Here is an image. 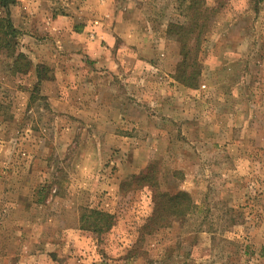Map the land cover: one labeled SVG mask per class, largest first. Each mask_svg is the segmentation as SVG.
I'll return each mask as SVG.
<instances>
[{"label":"rangeland","instance_id":"obj_1","mask_svg":"<svg viewBox=\"0 0 264 264\" xmlns=\"http://www.w3.org/2000/svg\"><path fill=\"white\" fill-rule=\"evenodd\" d=\"M10 15L0 264H264V0H16ZM205 16L188 87L168 29ZM161 196L177 207L156 211ZM89 209L112 227L82 224Z\"/></svg>","mask_w":264,"mask_h":264},{"label":"trees","instance_id":"obj_2","mask_svg":"<svg viewBox=\"0 0 264 264\" xmlns=\"http://www.w3.org/2000/svg\"><path fill=\"white\" fill-rule=\"evenodd\" d=\"M16 2V0H0V5L5 9L6 15L4 17H0V53L7 52L10 53L14 50L16 42H14L15 37L18 34L17 28L13 25L11 15H10V7ZM194 4L190 5V7L195 6ZM203 11V9H200ZM202 22H198L197 20L192 21L188 25H178L171 24L168 29V34L175 33L180 39L181 44V61L178 64L177 68V79L184 83L188 87H193L196 85V77L194 74L196 73V59L197 50L200 48L202 43V39L204 38L207 23L209 22V17H201ZM23 64L26 70L28 71L29 66H32L31 61L28 57L23 53H18L16 55L15 64ZM47 67L46 66H38L36 68V80L37 86L41 83L42 80L47 79ZM38 88V87H37ZM146 172V171H145ZM153 178L152 173H144L142 176H132V181L136 180L137 184H142L143 181L151 180ZM148 184V183H147ZM161 201H156L157 209L159 212L161 207L168 208V205L171 207H177L174 205V201L179 197L169 200V203L166 201V196H161ZM159 215V213H156ZM161 215V214H160ZM82 224L89 223V229L93 231L103 232L109 230L113 225V216L109 213L97 209H89L81 217Z\"/></svg>","mask_w":264,"mask_h":264}]
</instances>
